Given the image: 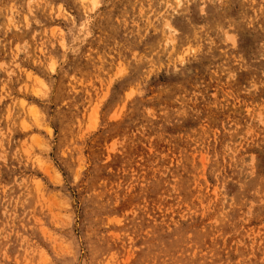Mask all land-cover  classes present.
Returning <instances> with one entry per match:
<instances>
[{"label": "clouds", "instance_id": "clouds-1", "mask_svg": "<svg viewBox=\"0 0 264 264\" xmlns=\"http://www.w3.org/2000/svg\"><path fill=\"white\" fill-rule=\"evenodd\" d=\"M0 264H264V0H0Z\"/></svg>", "mask_w": 264, "mask_h": 264}]
</instances>
